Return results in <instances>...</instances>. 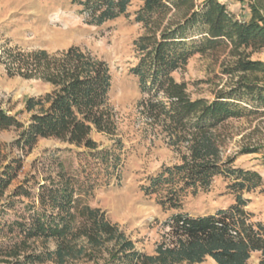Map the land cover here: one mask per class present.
I'll list each match as a JSON object with an SVG mask.
<instances>
[{
    "label": "trees",
    "instance_id": "obj_1",
    "mask_svg": "<svg viewBox=\"0 0 264 264\" xmlns=\"http://www.w3.org/2000/svg\"><path fill=\"white\" fill-rule=\"evenodd\" d=\"M136 22L144 33L134 40L137 62L130 69L139 80L142 115L164 134L179 154V162L165 165L146 181L144 191L154 195L163 211L174 210L165 221L160 241L152 253L136 248L133 240L113 222L106 210L83 197L78 183L57 165L56 177L37 182L33 196L21 185L14 197H34L18 219L7 223L12 241L0 244L5 264H69L71 260L111 244L110 260L119 264H196L212 258L216 264H247L252 253L264 264V223L254 220L245 193L263 185L256 170L237 167L235 157H224L230 135L224 126L232 119L264 116V82L247 73L264 72V63L243 58L242 50L264 48V14L253 5L248 21L232 14L219 0H140ZM132 0H72L89 24L98 25L127 15ZM5 61L10 74L41 79L51 91L25 100L31 113L28 124L2 107L0 132L15 127L13 145L29 153L42 139H58L94 150L91 133H113L116 112L110 102L113 76L109 63L91 51L72 45L50 54L10 50ZM228 51L237 61L224 68L231 81L215 96L192 99L187 84L175 73L194 54ZM243 148L241 153L258 152ZM22 168L3 160L0 143V197ZM221 175L234 201L216 212L192 216L183 211L188 194L207 190ZM56 241V248L46 245ZM41 242V249L34 242Z\"/></svg>",
    "mask_w": 264,
    "mask_h": 264
},
{
    "label": "rangeland",
    "instance_id": "obj_2",
    "mask_svg": "<svg viewBox=\"0 0 264 264\" xmlns=\"http://www.w3.org/2000/svg\"><path fill=\"white\" fill-rule=\"evenodd\" d=\"M200 2L203 0H199ZM241 20L252 16L253 5L264 14V0H219ZM140 0H132L128 14L113 21L94 25L87 22L85 13L72 0H0V101L2 107L28 124L31 113L24 111L29 96H39L51 91L52 86L41 79H28L10 74L5 61L10 50L32 52L46 49L50 54L77 45L105 59L110 65L113 82L110 102L116 112L117 125L113 133H91L98 147L94 150L60 141L42 139L26 153L13 145L19 130L15 127L0 132L3 160L15 163L21 159L22 168L11 186L0 197V244L13 240L6 234L7 223L18 219L20 213L32 204L34 197H14L13 192L23 185L38 191L37 182L45 176L56 177L57 165L76 180L83 198L93 206L106 210L109 218L133 240L136 248L152 253L165 230L164 223L175 212L163 211L154 195L144 191L147 179L157 174L165 165L179 162V154L168 145L165 135L153 128L142 115L139 80L130 69L136 64L134 40L144 33L136 22ZM243 58L264 63V48L242 50ZM237 57L228 51L194 54L188 64L175 73L184 81L192 99L206 98L225 88L231 81L224 73ZM253 81L264 82V72L247 73ZM230 135L224 147V157L234 156L240 168L260 171L264 178V116L232 119L224 126ZM260 147L258 152L241 153L243 148ZM212 185L188 194L183 211L192 216L210 214L226 208L234 201L227 190L228 182L221 175L213 178ZM250 199L247 208L254 213L255 221L264 223V181L258 189L245 193ZM26 212V211H25ZM41 249V242H34ZM48 246L56 248V241ZM111 244L90 251L87 255L71 260L69 264H119L110 260ZM247 264H260L261 255L254 252ZM0 257V264H5ZM44 264H56L47 262ZM184 264H189L184 262ZM196 264H216L212 258Z\"/></svg>",
    "mask_w": 264,
    "mask_h": 264
},
{
    "label": "crops",
    "instance_id": "obj_3",
    "mask_svg": "<svg viewBox=\"0 0 264 264\" xmlns=\"http://www.w3.org/2000/svg\"><path fill=\"white\" fill-rule=\"evenodd\" d=\"M260 172V171H259ZM261 173V172H260ZM261 175H262V173H261Z\"/></svg>",
    "mask_w": 264,
    "mask_h": 264
}]
</instances>
